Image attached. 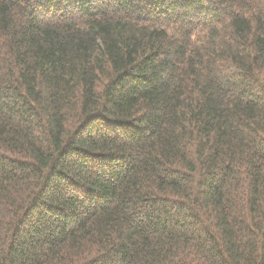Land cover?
Masks as SVG:
<instances>
[{
	"label": "trees",
	"instance_id": "16d2710c",
	"mask_svg": "<svg viewBox=\"0 0 264 264\" xmlns=\"http://www.w3.org/2000/svg\"><path fill=\"white\" fill-rule=\"evenodd\" d=\"M0 264H264V0H0Z\"/></svg>",
	"mask_w": 264,
	"mask_h": 264
}]
</instances>
